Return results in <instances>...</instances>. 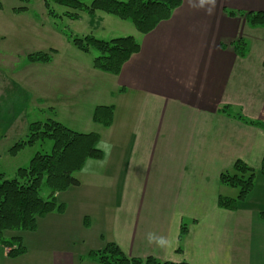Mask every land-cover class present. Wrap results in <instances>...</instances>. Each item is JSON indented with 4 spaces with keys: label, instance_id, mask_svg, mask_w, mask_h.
I'll return each instance as SVG.
<instances>
[{
    "label": "crops",
    "instance_id": "crops-1",
    "mask_svg": "<svg viewBox=\"0 0 264 264\" xmlns=\"http://www.w3.org/2000/svg\"><path fill=\"white\" fill-rule=\"evenodd\" d=\"M228 10H264V0H181L168 19L140 34L139 50L111 78L121 98L130 96L129 110L115 114L113 105L107 127L91 120L93 109L107 102L94 103L86 121L66 113L75 124L70 127L60 120L64 113L60 115L57 101L49 106L40 99L38 109L46 119L98 133L101 150L100 157L87 158L78 170V185L55 193L63 211L49 212L38 218L34 230L26 231L37 251L47 252L49 264H70L71 245L77 241L82 245L78 254L86 241L92 244L86 254L114 241L136 258L264 264V207L255 201L247 204V196L236 209L217 204L220 194L235 197L219 175L238 159L257 170L264 184L259 171L264 131L236 117L240 113L264 121V26H251ZM238 39L246 43L244 55L231 44ZM95 73L101 86L108 73ZM18 84L0 67V145L6 152L26 136L30 122L38 121L25 117L32 91L19 90ZM79 85L80 90H73L71 83V109L84 89L82 80ZM223 105L229 106L230 115L220 111ZM120 115L124 119L118 123ZM19 152L9 155L15 158ZM256 191L264 197V185L254 182L249 193ZM96 223L101 227L94 228ZM182 223L187 231L179 241ZM160 238L162 246L156 242ZM22 255L10 257L0 244V264H21Z\"/></svg>",
    "mask_w": 264,
    "mask_h": 264
},
{
    "label": "trees",
    "instance_id": "trees-1",
    "mask_svg": "<svg viewBox=\"0 0 264 264\" xmlns=\"http://www.w3.org/2000/svg\"><path fill=\"white\" fill-rule=\"evenodd\" d=\"M50 3L65 7V15L72 19L78 18L81 12L95 11L129 19L136 29L144 34L151 31L160 21L168 19L172 11L180 5L181 0H44L51 13ZM227 13L244 16L251 26H264V10L246 12L228 10ZM69 36H72V43L81 51L89 52L91 49L97 51L92 59V67L112 74H118L122 65L140 47L133 35L108 40L96 38L89 33ZM231 44L239 55L245 54L246 43L242 39L234 40ZM53 51L54 49L32 52L28 57L33 61L47 62L51 59ZM220 111L227 115L231 114L229 106L226 105L220 107ZM112 113V106L97 105L93 110L92 119L102 126H108L112 121ZM236 117L264 131V121L248 118L240 113ZM47 139L52 141L51 150L36 151L26 166H20L15 170L13 177H6L0 170V244L7 248V255L10 257L18 256L26 249L21 236L7 235L5 232L32 231L36 228L38 218L52 211H63L65 205L57 201L55 193L69 186L78 185L79 180L73 173L82 167L87 158L101 156V150L97 146L98 133L79 132L51 118L30 122L26 136L9 148V154L15 155L24 146ZM256 171L238 159L231 170L220 172V183L237 188L238 193L235 197L220 194L217 199L218 206L236 209L238 203L252 190ZM259 171L264 175V154ZM44 185L48 189L47 197L40 195V189ZM186 231L187 226L182 223L179 241ZM87 255L99 264H187L151 256L130 257L114 241H108L103 248L91 250Z\"/></svg>",
    "mask_w": 264,
    "mask_h": 264
},
{
    "label": "rangeland",
    "instance_id": "rangeland-1",
    "mask_svg": "<svg viewBox=\"0 0 264 264\" xmlns=\"http://www.w3.org/2000/svg\"><path fill=\"white\" fill-rule=\"evenodd\" d=\"M50 9L52 10L51 13L45 6L44 0H0V67L9 71L12 83L15 82L16 84V81H19L17 86L19 90L28 89L32 91L26 97L25 117H29L30 120L44 121L46 119V115L38 109L41 107L40 99L42 97L46 99L49 106L57 101L60 115L64 113L60 120L66 122L70 127L75 124L70 121L72 118L66 113H71L74 120L86 121L89 118L88 114L90 115L93 109L92 105L98 102H107L106 105L112 107L115 105V114L117 112L124 114L126 110H129L130 96L126 99L121 98V91L115 83H112L111 78L114 77L112 73L104 71L108 74L105 75L107 77L100 86L98 75L95 72L103 71L92 67V59L97 51L94 49L89 52L81 51L75 47L71 41L72 36L69 35L77 34L80 36L89 33L96 38L108 40L126 35H133L139 39V35L142 33L129 19H123L102 11L81 12L78 18L72 19L65 15L66 8L63 6L50 3ZM50 49H54L51 53L50 62L41 63L42 61H33L28 57L29 53L49 51ZM80 80L83 81L84 89L76 95L77 103L75 102L74 108L71 109V107H67L71 103V94H73V91H70L71 83L74 85L73 90H80ZM15 93L14 88H12L11 98ZM88 96H91V101L87 100ZM82 98H86L84 99L86 102L81 103L80 99ZM45 111L48 112V109ZM123 119V116L120 115L117 118L118 123H121ZM115 121L114 118L112 123ZM90 124L92 123L90 122ZM51 146V140L38 141L33 145L24 146L19 150L20 152L17 151L19 152L18 155L12 158L9 155V149L6 152L5 146L0 145V153H2L0 170L4 171L6 177L11 178L14 176L13 171L17 163L22 166L28 163L36 151L49 152ZM77 172L75 171L73 175L79 176ZM259 176L256 174L254 178L255 186L264 185L263 182L258 181ZM233 189L235 190L234 196H236L238 189L234 187ZM47 194L48 189L44 185L40 189V195L47 197ZM245 200L247 204L255 201V204L264 207V197L260 198L257 191L253 194L249 193ZM261 209L264 210V208ZM93 225L96 229L100 226L97 223ZM5 234H16L24 237L23 245L26 251L24 252L25 255L19 259L22 261L21 264L50 263L48 258L46 259L47 252L37 251V245L26 231H7ZM91 245L86 241L84 251L79 252V254L78 251L82 245L78 241L75 246L71 245L73 254L69 255L73 256V260L70 264H99L86 254ZM82 254L85 255L78 256ZM64 258L66 259V255Z\"/></svg>",
    "mask_w": 264,
    "mask_h": 264
},
{
    "label": "clouds",
    "instance_id": "clouds-1",
    "mask_svg": "<svg viewBox=\"0 0 264 264\" xmlns=\"http://www.w3.org/2000/svg\"><path fill=\"white\" fill-rule=\"evenodd\" d=\"M210 2H213L214 3V0H210ZM153 241V237L152 235L150 234V237H149V242L151 243ZM158 244H160L161 246L164 244V240L163 238H160L159 240L156 241Z\"/></svg>",
    "mask_w": 264,
    "mask_h": 264
}]
</instances>
